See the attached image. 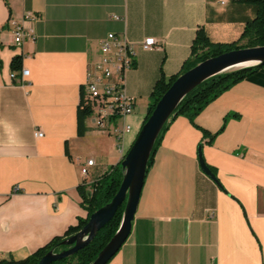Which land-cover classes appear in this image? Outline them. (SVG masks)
<instances>
[{"label": "crops", "instance_id": "crops-1", "mask_svg": "<svg viewBox=\"0 0 264 264\" xmlns=\"http://www.w3.org/2000/svg\"><path fill=\"white\" fill-rule=\"evenodd\" d=\"M258 9V0H0V259H24L87 218L81 165L94 159L91 183L120 163L155 84L181 72L197 32L233 42ZM27 12L36 19L25 21ZM11 20L32 26L35 39L15 46ZM110 33L135 51L125 89L136 103L103 129L88 117L79 136L88 67ZM147 38L157 46L143 48ZM16 56L29 70L24 82L11 77L21 70L11 66ZM196 124L185 116L169 123L132 232L107 264H264V66L220 94ZM200 146L221 186L202 171Z\"/></svg>", "mask_w": 264, "mask_h": 264}, {"label": "trees", "instance_id": "trees-1", "mask_svg": "<svg viewBox=\"0 0 264 264\" xmlns=\"http://www.w3.org/2000/svg\"><path fill=\"white\" fill-rule=\"evenodd\" d=\"M258 4L259 9L257 18L251 22H248L241 37L233 42H213L204 31V29H200L197 32L192 46L191 58L187 60V62H185L181 72L168 78L164 74H162L155 84L154 90L151 94L148 117L151 115L157 102L164 95V93L185 71L189 70L190 68L208 58L218 56L226 51L244 47L264 45V0H258ZM243 41H246V43H242ZM11 66L14 70L22 69V57H14ZM262 67L263 66H254L236 72L222 73L206 80L201 85L193 89L183 99V101L176 109L174 115L171 117L170 121L165 125L155 144L154 152L149 161V167L153 163L155 152L162 140L163 134L167 130L169 123L173 119L177 118L178 116H185L195 126H197V116L212 101H214L220 94L228 90L230 87L243 80L247 76H250ZM91 114L92 111L90 107L83 105L80 101L77 112V134L79 136H83L85 134V122L86 119L91 116ZM203 132L205 135H208V132L206 130H203ZM213 137L214 136H212V139ZM209 167L215 173V170L211 166ZM122 178L123 174L121 163H118L117 165L112 166L111 169H109L107 172L100 175L92 183L91 190L87 188L88 183L84 181L79 186V193L82 198L81 205L88 212L87 218H79L78 223L76 225L70 226L63 235L54 237L46 245L40 247L28 257L20 260L14 259L12 256L1 258L0 264H38L41 258L50 250L58 252L64 248H67L62 244V242L71 235L79 232L86 225L92 213L112 200V198L120 188ZM125 206L126 202L119 207L113 219L107 225H105V227H103L97 233L95 238L84 248L67 258L55 261L52 264H91L96 259L99 252L106 246V244L117 232L123 218Z\"/></svg>", "mask_w": 264, "mask_h": 264}, {"label": "water", "instance_id": "water-1", "mask_svg": "<svg viewBox=\"0 0 264 264\" xmlns=\"http://www.w3.org/2000/svg\"><path fill=\"white\" fill-rule=\"evenodd\" d=\"M254 66H264V45L226 51L182 73L157 102L134 143L122 158L120 163L123 178L112 200L92 213L86 225L79 232L62 242L67 248L58 252L50 250L38 264H52L77 253L95 238L97 233L113 219L119 207L126 202L117 232L91 263L107 264L122 248L132 232L155 144L180 103L193 89L206 80L222 73L236 72ZM199 162L202 171L221 186L216 174L205 161L201 146L199 147Z\"/></svg>", "mask_w": 264, "mask_h": 264}, {"label": "built area", "instance_id": "built-area-1", "mask_svg": "<svg viewBox=\"0 0 264 264\" xmlns=\"http://www.w3.org/2000/svg\"><path fill=\"white\" fill-rule=\"evenodd\" d=\"M35 19L36 16L32 12H27L24 16L25 21H34ZM10 23L13 28L15 46H21L25 40L35 39L33 27H26L23 20L21 22L11 20ZM142 46L145 49H152L157 46V42L155 38H147ZM99 50L100 58L91 62L88 67L87 79L81 92V102L90 107L91 116L94 117L96 125L103 129L111 119L127 116L133 112L136 98L127 93L125 76L127 70L135 64V51L125 36H118L114 33L108 34L100 41ZM28 75L29 70L24 68L20 70L19 74L14 72L11 77L24 82ZM129 128L130 126L127 125L126 129ZM35 136L41 138L44 136V132L37 129ZM125 155L123 154V157ZM94 165V159H89L81 165V174L87 183ZM18 189L16 187V190Z\"/></svg>", "mask_w": 264, "mask_h": 264}, {"label": "rangeland", "instance_id": "rangeland-1", "mask_svg": "<svg viewBox=\"0 0 264 264\" xmlns=\"http://www.w3.org/2000/svg\"><path fill=\"white\" fill-rule=\"evenodd\" d=\"M243 43H246V41L243 42ZM87 188H88V189H92V185H91V183L87 184Z\"/></svg>", "mask_w": 264, "mask_h": 264}, {"label": "bare ground", "instance_id": "bare-ground-1", "mask_svg": "<svg viewBox=\"0 0 264 264\" xmlns=\"http://www.w3.org/2000/svg\"><path fill=\"white\" fill-rule=\"evenodd\" d=\"M23 69V68H22Z\"/></svg>", "mask_w": 264, "mask_h": 264}]
</instances>
